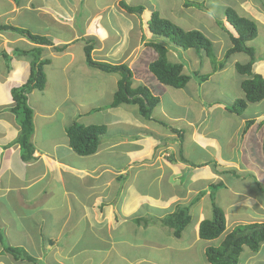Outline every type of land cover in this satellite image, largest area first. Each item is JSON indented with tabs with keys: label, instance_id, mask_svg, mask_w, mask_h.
<instances>
[{
	"label": "crops",
	"instance_id": "obj_1",
	"mask_svg": "<svg viewBox=\"0 0 264 264\" xmlns=\"http://www.w3.org/2000/svg\"><path fill=\"white\" fill-rule=\"evenodd\" d=\"M121 1L142 6L144 11L139 16L128 14L119 6ZM149 1L27 0L19 7L7 0L8 8L0 11V25L27 29L26 24L14 22L25 9L53 27L49 34L39 29L51 46L35 45L17 34L0 31V264H188L185 257L197 260L200 254L201 264H209L205 249L216 241L199 239L198 226L211 218L216 198L223 199L222 208L218 207L225 216L224 234L238 225L264 223V100L248 103L241 115H235L227 111L229 105L223 101L221 90L216 89L222 98L209 101L211 74H206L205 80L191 76L181 89L159 83L150 72L149 82L135 76L133 67L140 54L153 50L147 46L153 41L148 31L151 11L163 18L157 2L148 5V14L144 13L143 2ZM209 1L187 2L201 4L208 11L221 6L223 14L231 8L238 16L254 21L256 28L264 22L262 0H256L260 6L263 3L262 9L250 0ZM184 4L179 6L180 19H188L185 10L205 11ZM170 19L174 18L166 20ZM224 26L230 46L225 49L220 44V58L232 46L230 35H237L227 22ZM56 29L65 30L67 36L56 34ZM76 43L82 46L84 59V46L93 43L90 54L94 61L126 64L135 81L132 86L143 85L159 99L155 114L152 111L151 118L144 119L136 106L112 108L111 101L104 110L93 106L86 93L80 97L78 92L71 94V89L79 87L76 83L64 80L57 84L53 74L46 75L44 89L28 95L33 154L29 160H22L10 91L29 78L31 58L17 51L41 48V57L49 60L43 70L53 67V59L56 62L67 57L57 65L69 80L67 72L74 56L68 50ZM250 48L254 51L252 73L264 78V50L257 55ZM152 55L147 69L157 58L155 51ZM250 60L233 59L213 75L236 71L235 64ZM89 72H85L88 79L97 74ZM99 77L100 86L113 85V93L118 76ZM246 78L243 75V80ZM241 92L238 99L244 98ZM247 121L253 124L243 135ZM75 122L106 128L94 154L79 156L69 147L66 129ZM218 188L225 194L214 195L213 189ZM181 209L190 218L183 231L188 239L184 244L171 240L175 239L173 229L166 223ZM192 223L190 237L188 226ZM5 247L24 250L34 262L15 261L4 252ZM165 254L170 255L166 262L159 259ZM257 254L247 257L246 263L264 262Z\"/></svg>",
	"mask_w": 264,
	"mask_h": 264
},
{
	"label": "trees",
	"instance_id": "obj_2",
	"mask_svg": "<svg viewBox=\"0 0 264 264\" xmlns=\"http://www.w3.org/2000/svg\"><path fill=\"white\" fill-rule=\"evenodd\" d=\"M17 6H21L24 0H12ZM185 7H197L203 9L201 4L185 2ZM119 6L128 14L141 15L144 8L132 7L120 2ZM225 21L232 26L236 36L230 35L232 46L224 54V62L218 65L217 69L224 67L225 61L235 53H245L250 57V61L244 65L235 64V69L241 75L247 76L240 88L244 93L243 99H236L232 105L226 107L229 113L241 115L248 103L255 104L264 100V78L252 73L254 51L247 46V42L257 36V28L254 21L240 17L231 9H225ZM1 32H11L17 34L29 42L40 46H51V42L45 36L31 33L29 30L12 25H0ZM148 31L153 36L147 46L151 47L157 58L149 63L148 70L156 80L175 89L184 88L191 76L185 74L183 64L176 60L169 59V49L163 44L167 41L170 46L182 50L193 49L197 53H204L209 58L212 57L211 42L199 31H183L170 21L160 18L158 13L151 11L148 20ZM93 43L84 46L85 62L89 68L95 69L104 74L118 75L117 89L113 95L110 107L115 108L121 105H134L138 113L144 119H150L153 109L159 104V99L153 96L143 85L133 87L131 70L126 64H109L94 61L91 58ZM56 49V47H54ZM26 54L31 58L30 74L25 83L11 89L13 107L11 112L19 126V135L16 143L20 147L22 160H29L33 154V147L30 143L33 134L32 109L28 104V95L33 91L41 92L46 84L44 66L49 63L48 59L41 57L42 49L34 47L29 51H17ZM4 55V53H3ZM195 76L205 80L208 76ZM253 121H247L243 130V135L247 133ZM264 124V122H263ZM106 133L104 126L90 125L84 126L73 123L66 129L68 145L79 156H89L94 154L99 146L100 138ZM262 153L264 156V134L262 139ZM213 199V197H212ZM190 218L184 209L173 214L166 223L173 229V236L179 238L182 231L189 224ZM225 233V216L223 211L212 203L211 218L199 223L198 237L203 241H214L222 238L217 246H207L205 249V259L209 264H238V258L246 247L251 253L257 254L261 245L264 244V223H251L238 225L229 233ZM7 252L15 261H30L34 259L20 248L5 247Z\"/></svg>",
	"mask_w": 264,
	"mask_h": 264
},
{
	"label": "rangeland",
	"instance_id": "obj_3",
	"mask_svg": "<svg viewBox=\"0 0 264 264\" xmlns=\"http://www.w3.org/2000/svg\"><path fill=\"white\" fill-rule=\"evenodd\" d=\"M0 1H1L0 11L6 10L8 8L7 0H0ZM26 1L27 0H24L23 4ZM186 1H192L193 2V1H198V0H150L149 2H146V4L143 2V5L146 8L144 13L148 12V7H147L148 5H150L154 2H157L159 9L162 10V11L158 10L162 14V15L160 14L161 17L166 18V19L173 17L174 19H170V21L173 24L181 27L184 30L200 31L211 41L213 48H214L213 51L215 53L212 55V57H209V58H207L204 55V53H202V51L200 52V54H197L193 50H182L179 48H174V47L170 46L169 43L165 40L163 41V44L166 45L169 49L168 50L169 51V59L176 60L177 62L183 64L185 74L192 76V77H196L195 72H197L201 75H206V74L210 75L211 74L213 76V80H211L209 82L210 84H207V91H208L207 97H209V101H216L219 98H222L219 95L218 91L216 90V89H219L222 91V96L224 95L223 101L227 105L230 106L231 104H229V103H232L235 99H238V97L242 95L241 89L239 87L240 86L239 82H241L240 80L243 81V75L236 72L235 70L234 71L227 70L223 73L220 72L216 75H213L214 74L213 71L215 70V68H217L219 64L224 62V55L221 58H220V56L217 55L219 53V51L221 53V49L219 48L220 44L223 43L225 49L230 46L229 40L226 37V33H224L225 32V26L224 25L226 24V21H225V17L223 14V7L215 5V6H212L210 8V10L208 11L202 5V7L205 11L196 10L194 8H192L188 11L185 10L184 13L186 12L185 14L187 16L185 14H184V16L188 19H180L179 15L181 14V12H180L181 9L179 8V6L181 3H185ZM250 1L253 2V3L250 2L252 5H255L257 8L262 9L261 6L263 5L264 0L261 1V2H263L261 4V6L259 3L256 2V0H250ZM172 5H174V6L177 5V6L174 7ZM170 7H173L172 13H170ZM232 7L235 8V5H233ZM80 15H81V12H80ZM9 17H11V15ZM218 19H219V21H218ZM43 20H45V18H40V17L37 18L34 15V13H31L25 9H22L20 15L18 17H16L14 22H16V25H18L19 23L20 24L21 23L26 24L25 26H27V30H29L30 32L37 34V35H43L42 33L39 32V29H42L41 32H45L48 34L52 33L53 32L52 25L50 23H47L46 20L45 21H43ZM218 22L221 24H217ZM226 29L228 31V28H226ZM54 32L56 34H64L65 36H67L66 31L63 29H61V31L59 29H56V30H54ZM248 46L253 47L255 49V53L257 55L261 54V52L264 50V22L263 21H260L257 24V36L253 41L248 43ZM81 47L82 46L79 43H76L72 46V48L70 50H68V52L69 53L71 52L70 54H73V56H74V61L71 62V64H70L71 66L69 67L70 68L69 73L67 72V74L69 76V80L66 78L63 71L62 72L59 71V68L57 65V63H61L62 61L65 62L68 59L67 57H63L60 60H57L56 62L53 59V62H54L53 67L45 68V70H43L44 75L46 77V75L49 76L50 74H53V81L56 82L57 84H60V82L64 81V80L69 81V82L71 80L72 82L76 83L79 86L78 88L76 87V88L71 89V94H75V92H78V94L76 96L80 97V96H83L84 93H86L85 95H86V98H88V101L93 100V101H91L92 102L91 104L93 106L96 104L98 106H102V109L106 110L105 107L109 105L110 101L112 102L113 95H114L117 87H116L115 91L112 93V90L114 89L113 85L108 84L105 86H100L102 83H99V82L102 80H100L99 75H101V77H103L105 74L102 72H99L95 69L89 68L86 65L85 59H84L83 49ZM153 53H154V51L151 49L148 50L147 53H141L139 56V60L136 62L135 66L133 67L134 68L133 69L134 75L145 78L146 82H149L147 77H149L151 75L149 73L148 69L146 68V62L151 59V57L153 56L152 55ZM192 59H196V62L192 61ZM233 59L238 60V62H243L244 60H249V57L243 53L234 54V55L230 56L225 61L224 67H227V65H230L231 64L230 61H232ZM76 61H78V63H76ZM85 72L97 73V74H94V77H90L88 79L87 78L88 76L85 75ZM190 80H191V78H190ZM134 83H135V81L133 82V84ZM190 85L188 87H191ZM190 89L191 88H189V90ZM96 102H98V104ZM154 114H155V111L153 110V115ZM93 117H95V115H93ZM213 118H215V117H213ZM167 125H168V127L170 126L169 124H167ZM262 169L263 168L261 167V170ZM212 192H214V195H216V194L223 195V193L225 194V190H222L219 188L217 189V191H216V189H213ZM220 195H219V197L221 198ZM222 200H223L222 198L221 199L216 198V200H215L216 204L215 205L222 208V205H223ZM206 201H207L206 203L209 202V200H206ZM194 214H196V212ZM209 218H210V213H209ZM192 226H193V223H192V225L188 226V231L190 233V237L192 236L191 233H193V231L191 230ZM186 229L187 228H185L183 231L185 232ZM183 231L180 235V238H182V239L177 240L176 238L175 239L171 238V240L172 241L174 240L175 242H179V243H182L183 241H185V239H187V237H185V234L183 235ZM219 239H221V240H219V241L214 240V241H216V243L212 244L211 246L219 245L220 242L222 241V238H219ZM182 244H184V243H182ZM261 253H263V254H261ZM255 255L256 254L251 253L246 247H244L242 253L240 254V256L238 258V264H247L246 263L247 257H249V256L252 257ZM258 255H262V260H264V248L263 247L260 248L257 256ZM169 256H170L169 254H165V255H163V257L160 256L159 259L161 261H163L166 257H169ZM201 258H202L201 254L198 256L197 260L195 259V257L187 256V257H185L184 261L187 262L188 264H190V263L201 264ZM166 261L167 260L165 259L164 262H166ZM168 264H171V263H168ZM261 264H264V262H262Z\"/></svg>",
	"mask_w": 264,
	"mask_h": 264
}]
</instances>
